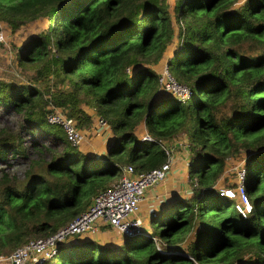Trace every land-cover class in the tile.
I'll list each match as a JSON object with an SVG mask.
<instances>
[{
	"label": "trees",
	"instance_id": "1",
	"mask_svg": "<svg viewBox=\"0 0 264 264\" xmlns=\"http://www.w3.org/2000/svg\"><path fill=\"white\" fill-rule=\"evenodd\" d=\"M36 20L16 46L30 83L0 78V255L66 225L126 165L159 166L170 144L189 150L188 193L119 242L81 234L33 264H264V0H0L9 31ZM166 53L184 100L159 88ZM52 107L80 131L92 109L107 142L72 144L45 121ZM240 153L246 213L216 184Z\"/></svg>",
	"mask_w": 264,
	"mask_h": 264
},
{
	"label": "built area",
	"instance_id": "2",
	"mask_svg": "<svg viewBox=\"0 0 264 264\" xmlns=\"http://www.w3.org/2000/svg\"><path fill=\"white\" fill-rule=\"evenodd\" d=\"M4 32L5 28L0 24V42L5 40ZM158 81L161 89L168 91L180 100H184L190 95L191 90L186 85L175 81L168 73L166 66L161 75L159 74ZM44 118L48 123L59 125L67 140L72 144L82 141L83 132L75 128L73 118L64 115L57 107H52ZM94 125L105 127L107 123L104 118L98 116L94 119ZM141 137L150 138L147 133ZM162 148L165 160L159 166L144 172H135L130 165H126L120 176L109 186L95 193L87 207L77 213L66 225L53 234L30 239L16 246L9 253L0 255V264H33L40 259L50 258L55 254L57 245L64 239L77 237L81 234L93 235L100 231L101 227H109L123 232L129 227L131 230L138 226L140 221L135 214L144 201L146 191L165 181L172 169L175 157L174 147L164 144ZM187 163L185 160L186 165ZM232 170L233 185H217V190L220 194L231 199L232 206L237 211L246 213L250 210L251 204L244 190L246 169L243 158L232 166Z\"/></svg>",
	"mask_w": 264,
	"mask_h": 264
},
{
	"label": "rangeland",
	"instance_id": "3",
	"mask_svg": "<svg viewBox=\"0 0 264 264\" xmlns=\"http://www.w3.org/2000/svg\"><path fill=\"white\" fill-rule=\"evenodd\" d=\"M167 1L170 2L171 0H167ZM0 24L3 27L2 22H0ZM45 24H46L45 21L36 20V21L28 22L24 25H21L19 28H17L13 32L3 27L5 28V32H4L5 40L4 42H0V78L6 79V80L17 81L20 83L21 82L30 83L29 73H28L29 71L20 69L18 65L16 64V46H18L19 42H21L24 37H26L30 33H36ZM171 50L172 48L169 47L168 53H171ZM167 55L168 54L166 53V55H164V57L160 61H158L156 65L154 66V68L159 72L160 75L165 68V58L167 57ZM159 88L161 89L160 86ZM163 92L168 93V91H163ZM90 111L92 114L91 123L88 124L89 128L86 127L84 130H82L83 132L82 144L88 145V146L91 145L92 149L94 148L96 149L98 147H103L104 144L107 142L108 136L110 134L109 133L110 129L108 125L105 127H97L98 125L97 126L94 125V119H96L98 116L93 113L92 109H90ZM95 140H97L96 141L97 147L93 146L94 145L93 142ZM188 151L189 150L187 149V152H186V149L183 148L182 146L180 149L173 150L174 152L173 154L178 156V158L176 159L178 162L174 163L175 166L172 167L170 174H169L170 176L165 181L160 182L155 187L156 189L154 190L156 191L157 195L162 193V197L170 196L172 190L181 191L182 193H185V194L188 193L189 188L186 184L187 167L185 164V160L188 159V155H189ZM244 157H245L244 154L240 153V155H238L237 157H234V158L232 157L231 159H227L226 168L221 173L220 177L217 179L216 184L218 186L229 185L234 181L232 166L235 165L240 159L243 158L244 160ZM162 197L160 198L158 197L157 200L155 199V201L157 202L151 203L150 205L144 202L141 203L140 209L135 214L136 217L140 221L139 224L145 223L146 217L149 214V212L153 208L162 204V202L164 201V198ZM231 208H232L231 205H229L230 210ZM97 235H98L97 236L98 241L100 242L102 241L103 242H109V241L119 242L125 237L122 234V232L115 230V229H111V228ZM190 235L191 233L189 234V236ZM84 236L85 235L82 234V237ZM107 237H111V239L108 240ZM73 238H70V239H73ZM186 241H187V238L185 239V241L181 243V245L185 243Z\"/></svg>",
	"mask_w": 264,
	"mask_h": 264
},
{
	"label": "crops",
	"instance_id": "4",
	"mask_svg": "<svg viewBox=\"0 0 264 264\" xmlns=\"http://www.w3.org/2000/svg\"><path fill=\"white\" fill-rule=\"evenodd\" d=\"M96 141H94L93 143H95ZM177 143V142H176ZM178 145V144H177ZM89 146H91V145H89ZM94 146V145H93ZM92 146V147H93ZM101 146H103V145H101ZM97 147V146H96ZM183 147V146H182ZM181 148V146L180 147H176V148H174V149H180ZM184 148V147H183ZM173 149V150H174ZM187 152V151H186ZM174 153V152H173ZM175 157H174V161H173V164H172V167L173 166H175V164L174 163H176V162H178L176 159L178 158V156H176V155H174ZM170 176V175H169ZM154 189H156V188H151V189H148L147 191H146V194H145V198H144V203H148V205H150L151 203H154V202H157V201H155V199L157 200L158 199V197L160 198V197H162V193L161 194H159V195H157L156 194V191L154 190ZM176 191V190H175ZM167 196H165V197H162V198H166ZM104 231H102V229L100 230V231H98L97 233H95V236L97 237L98 235L97 234H99V233H103ZM107 239L109 240V239H111V237H107Z\"/></svg>",
	"mask_w": 264,
	"mask_h": 264
},
{
	"label": "water",
	"instance_id": "5",
	"mask_svg": "<svg viewBox=\"0 0 264 264\" xmlns=\"http://www.w3.org/2000/svg\"><path fill=\"white\" fill-rule=\"evenodd\" d=\"M174 192L175 190L171 191V193H174ZM129 230H130V227L127 230L123 231L122 234L125 236L126 234H128Z\"/></svg>",
	"mask_w": 264,
	"mask_h": 264
}]
</instances>
